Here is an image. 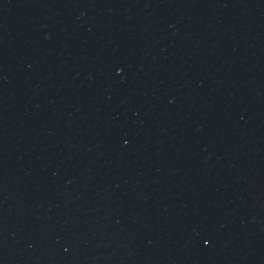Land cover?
<instances>
[{
    "label": "water",
    "instance_id": "obj_1",
    "mask_svg": "<svg viewBox=\"0 0 264 264\" xmlns=\"http://www.w3.org/2000/svg\"><path fill=\"white\" fill-rule=\"evenodd\" d=\"M0 264H264V0H0Z\"/></svg>",
    "mask_w": 264,
    "mask_h": 264
}]
</instances>
